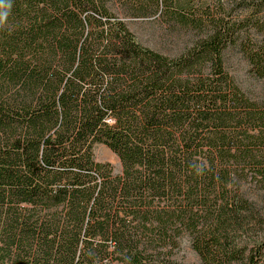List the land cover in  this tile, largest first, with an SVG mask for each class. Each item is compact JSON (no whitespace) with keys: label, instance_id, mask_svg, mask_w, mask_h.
<instances>
[{"label":"trees","instance_id":"1","mask_svg":"<svg viewBox=\"0 0 264 264\" xmlns=\"http://www.w3.org/2000/svg\"><path fill=\"white\" fill-rule=\"evenodd\" d=\"M206 4L187 8L198 36L170 55L98 0H11L0 264H171L184 230L205 264H264L261 247L229 239V227L264 220L242 189L264 183V94L249 96L224 57L240 46L264 83V0H240L235 15ZM97 143L121 173L95 159Z\"/></svg>","mask_w":264,"mask_h":264},{"label":"rangeland","instance_id":"2","mask_svg":"<svg viewBox=\"0 0 264 264\" xmlns=\"http://www.w3.org/2000/svg\"><path fill=\"white\" fill-rule=\"evenodd\" d=\"M103 3L110 14V19L119 18L143 44L160 52L175 55L185 49L198 36L197 28L185 20H190L193 4L203 1L209 7L219 8L220 3L228 6L233 15L243 12L237 8L240 0H98ZM259 3L263 0H255ZM179 3H181L179 5ZM253 11L257 8H252ZM260 13L264 12V4L260 6ZM259 38L260 34L255 33ZM225 67L232 74L239 86L251 97L261 98L264 94V83L250 69L247 58L238 45L230 46L225 53ZM96 160L110 162L114 173L122 172V165L117 154L103 143L95 144L93 148ZM244 193L254 202L257 211L264 219V183L243 182ZM247 218L241 226L229 227V239H234L237 247L247 249L261 247L264 251V220L261 222ZM192 236L189 231H182L179 243L170 252L171 264H205L197 251L192 247ZM214 264H242L241 260L228 263L222 259L215 260Z\"/></svg>","mask_w":264,"mask_h":264},{"label":"clouds","instance_id":"3","mask_svg":"<svg viewBox=\"0 0 264 264\" xmlns=\"http://www.w3.org/2000/svg\"><path fill=\"white\" fill-rule=\"evenodd\" d=\"M12 7L11 0H0V24H3L6 20L9 9Z\"/></svg>","mask_w":264,"mask_h":264}]
</instances>
